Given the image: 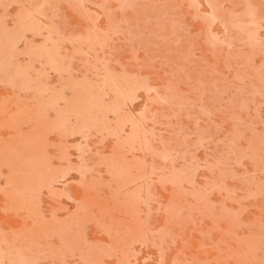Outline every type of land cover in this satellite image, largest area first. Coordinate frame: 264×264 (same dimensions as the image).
<instances>
[{"label": "rangeland", "instance_id": "1", "mask_svg": "<svg viewBox=\"0 0 264 264\" xmlns=\"http://www.w3.org/2000/svg\"><path fill=\"white\" fill-rule=\"evenodd\" d=\"M0 264H264V0H0Z\"/></svg>", "mask_w": 264, "mask_h": 264}]
</instances>
